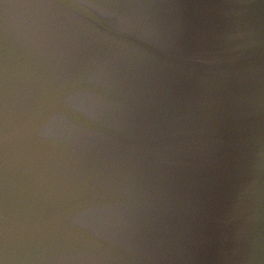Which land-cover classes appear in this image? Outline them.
<instances>
[{
  "label": "water",
  "instance_id": "95a60500",
  "mask_svg": "<svg viewBox=\"0 0 264 264\" xmlns=\"http://www.w3.org/2000/svg\"><path fill=\"white\" fill-rule=\"evenodd\" d=\"M0 264H264V0H0Z\"/></svg>",
  "mask_w": 264,
  "mask_h": 264
}]
</instances>
